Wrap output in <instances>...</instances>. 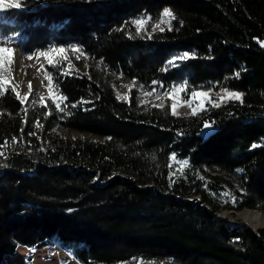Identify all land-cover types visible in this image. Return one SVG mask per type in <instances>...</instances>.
<instances>
[{
    "label": "trees",
    "instance_id": "trees-1",
    "mask_svg": "<svg viewBox=\"0 0 264 264\" xmlns=\"http://www.w3.org/2000/svg\"><path fill=\"white\" fill-rule=\"evenodd\" d=\"M19 3L0 16L26 55L76 45L86 58L81 72H53L64 111L51 106L35 125L11 89L0 97V264L52 240L80 264H264V230L216 217L264 207V0ZM165 9L169 29L146 35L133 23ZM118 78L245 96L179 116L134 94L119 100Z\"/></svg>",
    "mask_w": 264,
    "mask_h": 264
},
{
    "label": "rangeland",
    "instance_id": "rangeland-1",
    "mask_svg": "<svg viewBox=\"0 0 264 264\" xmlns=\"http://www.w3.org/2000/svg\"><path fill=\"white\" fill-rule=\"evenodd\" d=\"M19 1L20 0H0V3H3L6 5V7H10L8 5ZM163 12L157 19H152L147 13L144 12L133 19V21L138 19L145 20V25L139 31L145 33L146 35H152L153 33L160 31L159 28H156V30L153 31L157 24H160V28H163L164 30L169 29L172 25L174 19L171 20L170 24L167 22L161 23V20L165 19L163 17ZM2 24H7L10 26L9 21H3L0 17V47H11L14 49V52L11 54L13 56V63L11 64V83L10 85H5L4 92L14 87L20 96H28V100L22 103L24 110L27 109V111H25L26 124L27 126L35 125L36 117L40 113L43 114L47 108L55 106L53 103V96H55L56 102L61 103V106L64 103V100L61 99L63 95L60 94L55 86L52 75L53 72L64 73L65 70L67 74L81 72L78 69V63L80 60L86 58V55L82 49L76 45H69L67 47L51 46L47 50L35 51L32 54L26 55L22 51L20 38L17 35L6 31L9 30L7 29L9 26L4 29ZM262 44L264 45V42ZM54 48L64 49L65 51L63 53H52L53 65H50L48 58L40 56L39 54L41 52H51V50ZM183 54L184 53L172 54L171 59L167 62V68H175L180 62L192 57V54L189 53L188 58H183ZM28 56H31L32 59H27ZM65 56L67 57L66 60L63 59ZM78 56L79 59H77ZM69 65H71V67H69ZM49 73L52 76L51 93L49 81L46 78ZM29 83H31L32 86L31 93H29ZM113 86L116 90L119 100L121 101L128 102L131 99V96L134 94L140 104L147 106L167 107L172 113V105L175 103L177 105L175 115L179 116L197 114L208 107H219L222 104L228 103L230 101H243L245 96V93L242 91L228 90V92L242 94L241 98L239 99L235 97H228L225 89L215 90L201 88L190 92L187 89V80H182L177 83L174 82L169 86H163L161 83L155 82L151 86L146 87L139 85L135 81L126 82L118 78L114 82ZM194 92H206L209 95L207 98L198 97L194 99ZM149 93H151V95H149ZM40 97L44 98L43 102H41ZM33 101H35V103H33ZM201 103H203V107H201ZM214 104H217L218 106H214ZM193 109H195V112ZM56 131L64 137L101 140L95 135H88L67 127L60 126L56 129ZM211 132L212 129L209 125L208 128L205 127V130L202 132V136L206 138ZM243 210H226L218 213L216 217H222L228 225L231 224L235 227H248L252 230L255 229L238 217V213L242 212ZM251 210H259L264 213V207L261 205L256 208H252ZM222 213H229V218L220 215ZM261 230H264V227L255 229L256 232ZM5 262L6 264H80L73 257L70 248L61 246L56 240L46 241L34 248L20 246L18 248V254L14 257H7ZM120 264L145 263L140 260H131Z\"/></svg>",
    "mask_w": 264,
    "mask_h": 264
},
{
    "label": "snow or ice",
    "instance_id": "snow-or-ice-1",
    "mask_svg": "<svg viewBox=\"0 0 264 264\" xmlns=\"http://www.w3.org/2000/svg\"><path fill=\"white\" fill-rule=\"evenodd\" d=\"M10 7H20V3L19 2H15L11 5H8ZM6 5H4L3 3H0V9L5 8ZM163 17L165 18L164 20H161V23H171V20L175 19V16L172 14L170 9H165L163 12ZM134 24L137 25L138 30L142 29L143 26L145 25L146 21L142 20V19H138L133 21ZM156 28H159L160 31H163V28H160V24H157L156 27L153 29V31L156 30ZM65 50L64 49H52L51 52H41L39 55L40 56H44L48 58V62L50 65H53V56L52 53L55 52H60L63 53ZM14 52V49H12L11 47H0V97H2L4 95V88L5 85H10L11 83V77H12V69H11V64L13 63V56L11 55ZM189 57V53L185 52L183 54V58H188ZM27 59H32L31 56H28ZM64 60L67 59V57H63ZM77 59H79V56L77 57ZM69 67H71V65H69ZM62 74H67L66 70L64 73ZM237 75H239V73H237ZM49 81V85H50V93H51V83H52V76L49 73L46 77ZM29 93H31L32 91V86L31 83H29ZM127 87H131V86H127ZM56 88L58 90L59 85H56ZM11 91L13 93H15V95L17 96V98L21 101V103H23L24 101L28 100V96L24 95V96H20V94L18 92H16V89L13 87L11 89ZM179 91V90H177ZM225 92L227 93L228 97H235L237 99L241 98L242 94L240 93H233V92H228L227 89H225ZM149 95H151V93H149ZM208 93L206 92H201V93H193V98H198V97H208ZM119 98V97H118ZM43 97H40L41 102H43ZM62 100H67L66 96H63L61 98ZM85 101H82V103ZM33 103H35V101H33ZM53 103L55 105V108L59 111H64L63 108H61V103L56 102V98L55 96H53ZM76 105H72V107H75ZM214 106H218L217 104H214ZM177 105L174 103L172 105L173 108V113L175 114V110H176ZM201 107H203V103H201ZM25 111H27V109H25ZM193 111L195 112V109H193ZM37 126L38 127H42V125L39 124V122L37 121ZM205 127L208 128L209 125L205 124ZM7 145V142H5V146ZM257 145H253V147H256ZM0 155H4L3 152H0ZM184 164L187 163V161L183 162ZM6 166V165H5ZM225 195H230V194H225ZM232 202L235 203V197H232Z\"/></svg>",
    "mask_w": 264,
    "mask_h": 264
},
{
    "label": "bare ground",
    "instance_id": "bare-ground-1",
    "mask_svg": "<svg viewBox=\"0 0 264 264\" xmlns=\"http://www.w3.org/2000/svg\"><path fill=\"white\" fill-rule=\"evenodd\" d=\"M220 215L229 218V213H222ZM238 217L255 229L264 227V213L259 210L246 209L239 212Z\"/></svg>",
    "mask_w": 264,
    "mask_h": 264
},
{
    "label": "water",
    "instance_id": "water-1",
    "mask_svg": "<svg viewBox=\"0 0 264 264\" xmlns=\"http://www.w3.org/2000/svg\"><path fill=\"white\" fill-rule=\"evenodd\" d=\"M219 219H223L222 217H218ZM230 226H233V225H231V224H229ZM253 231H255V229H253ZM256 232V231H255Z\"/></svg>",
    "mask_w": 264,
    "mask_h": 264
}]
</instances>
